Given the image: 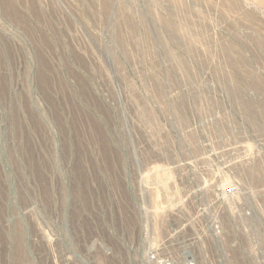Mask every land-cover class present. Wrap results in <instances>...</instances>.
Segmentation results:
<instances>
[{
  "label": "rangeland",
  "instance_id": "1",
  "mask_svg": "<svg viewBox=\"0 0 264 264\" xmlns=\"http://www.w3.org/2000/svg\"><path fill=\"white\" fill-rule=\"evenodd\" d=\"M228 183L210 252L264 264V0H0V264H142Z\"/></svg>",
  "mask_w": 264,
  "mask_h": 264
},
{
  "label": "built area",
  "instance_id": "2",
  "mask_svg": "<svg viewBox=\"0 0 264 264\" xmlns=\"http://www.w3.org/2000/svg\"><path fill=\"white\" fill-rule=\"evenodd\" d=\"M192 194L195 196L196 192ZM242 194L234 183L216 184L198 204L194 197H180L172 185V191L164 193L170 207L165 211L162 208L156 217L158 221L151 225L153 209L145 211L141 206L145 246L142 264H218V257L210 252V243L221 238L224 215L229 210L238 203L243 211L244 207L250 208L249 201L237 203ZM155 224L159 225L160 233L155 231ZM221 261L226 262L225 258Z\"/></svg>",
  "mask_w": 264,
  "mask_h": 264
},
{
  "label": "bare ground",
  "instance_id": "3",
  "mask_svg": "<svg viewBox=\"0 0 264 264\" xmlns=\"http://www.w3.org/2000/svg\"><path fill=\"white\" fill-rule=\"evenodd\" d=\"M146 211V210H145ZM157 211V210H156ZM156 213V212H155Z\"/></svg>",
  "mask_w": 264,
  "mask_h": 264
}]
</instances>
